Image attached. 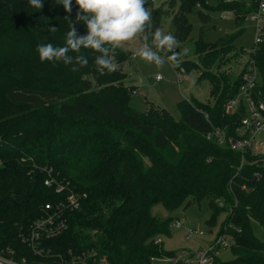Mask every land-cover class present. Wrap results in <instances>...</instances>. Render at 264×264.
Wrapping results in <instances>:
<instances>
[{
  "label": "trees",
  "instance_id": "obj_1",
  "mask_svg": "<svg viewBox=\"0 0 264 264\" xmlns=\"http://www.w3.org/2000/svg\"><path fill=\"white\" fill-rule=\"evenodd\" d=\"M152 1L145 6L152 7ZM259 1L170 0L173 36L179 43L191 35L189 17L194 13L208 25L209 13L232 12L236 27L234 35L215 43L205 41L206 29L201 28L194 43L199 66L177 53L180 66L174 68L200 71L198 81L210 82L215 104L182 101V119L176 120L152 103L144 113L130 106L134 89L124 83L121 65L131 54L121 49L115 52L116 71L102 75L95 66L98 85L88 92L80 76H56L58 66L72 69L75 63L41 62L37 46L58 19H76V3L67 15L56 0H44L40 11L29 0H0V92L5 98L0 109V253L31 264L73 257L86 264H160L152 259L177 253L156 244L170 235L173 218L156 216L154 208L173 212L184 203L187 209L208 200V225L213 228L226 212L217 237L235 241L234 259L222 262L216 256L214 264H264V241L253 229L254 221L264 227V169L208 140L216 128L233 136L239 127L243 113L230 114L226 105L237 96L242 79L225 68L239 58L231 53ZM168 15L161 7L155 10L153 32ZM69 23H64L57 47L65 46ZM75 28L78 35L87 34L84 23ZM250 57L264 93V43ZM57 185L65 191L57 193ZM71 194L81 198V207L62 213L67 229L46 241L49 253L36 257L26 243L31 228L45 216V205L65 203Z\"/></svg>",
  "mask_w": 264,
  "mask_h": 264
},
{
  "label": "rangeland",
  "instance_id": "obj_2",
  "mask_svg": "<svg viewBox=\"0 0 264 264\" xmlns=\"http://www.w3.org/2000/svg\"><path fill=\"white\" fill-rule=\"evenodd\" d=\"M229 1V0H227ZM235 1V0H230ZM170 0H153L152 7H149L152 15L158 8H163L164 11L170 13L162 19L160 30L164 34L174 33L172 11L169 7ZM75 0H72V6ZM212 3V1H210ZM200 6L198 5L197 8ZM196 8V9H197ZM205 12V11H204ZM207 13V12H205ZM211 22L208 25H203L197 13L190 15V22L193 25L191 35L184 43H179L178 47L174 49L176 53H180L186 59L200 65L198 56L195 54L196 41L200 38L201 28L205 26L206 34L205 41L207 43H215L223 36L234 35L236 33L234 14H228L225 11H215L209 13ZM67 15H72V13ZM63 18L58 19L53 28L55 31L49 32V37L42 43H51L56 46L63 35L64 23L67 21ZM246 32L236 40L235 48L231 54L239 53V58L232 60L225 68L233 78L239 77L241 71L249 60V55L253 50L256 42V32L254 25L246 21L244 24ZM143 40H137L132 44H125L119 48L127 53H130L129 59H125L122 66V72L126 74L124 83L127 87L133 88L134 93L130 99V106L138 112L144 113L150 109V103L167 109L176 120L182 119V114L179 109V103L182 101H192L193 99L199 102L214 105L215 100L211 97V84L208 80L198 81L199 72L197 70L187 73L186 70H176L165 56V63L163 66H157L153 63L147 62L140 58L139 48L142 46ZM243 53H242V52ZM81 52L87 57L88 64L86 66L76 65L78 71L67 69L58 66L56 69V76L59 79L66 77L68 74L74 77L80 76V79L87 81L83 87L89 89H96L97 85L94 81L93 74L96 70L95 57L99 53L91 49H82ZM161 55L164 56V54ZM171 54V53H170ZM78 55L73 53V57ZM116 62V61H115ZM75 63V62H74ZM231 68V69H229ZM186 71V72H185ZM40 72V71H37ZM178 72L184 73V82L178 80ZM161 77L160 80L158 78ZM2 103V104H1ZM5 98L3 92H0V109L3 108ZM3 111H0V113ZM1 118V117H0ZM182 206L173 212L167 211L163 206L158 205L154 208V214L163 219L173 218L170 235L163 236V247L165 251L172 253H181L183 251H190L193 253H200L208 251L209 247L216 241V238L221 229V225L227 218V213L223 212L216 220V225L212 228L208 225V220L211 218L212 211L208 200H203L201 203L190 205L187 209ZM177 221L183 222L185 227L182 229L176 228ZM253 229L255 235L264 241V227L258 222H253ZM194 230L189 239V231ZM197 231V233H196ZM203 234V235H202ZM232 239V238H231ZM234 246H235V241ZM233 248V247H232ZM217 258L222 262H229L234 259V254L231 248L222 249L217 254Z\"/></svg>",
  "mask_w": 264,
  "mask_h": 264
},
{
  "label": "built area",
  "instance_id": "obj_3",
  "mask_svg": "<svg viewBox=\"0 0 264 264\" xmlns=\"http://www.w3.org/2000/svg\"><path fill=\"white\" fill-rule=\"evenodd\" d=\"M230 1V0H229ZM233 14L232 12H227ZM247 21L255 27L256 42L253 50L264 43V0L258 3L257 11L248 17ZM251 54V53H250ZM249 60L241 71L239 77L242 79L237 96L231 99L227 105V112L230 114L243 113L239 127L232 136L227 130L216 128L208 135V140L217 145L230 148L242 155V161L249 162L248 157L254 159L253 165L264 169V93L262 87V77L255 62L249 55ZM184 73L178 72V80L184 81ZM161 77L158 78L160 80ZM46 186H52V180L45 182ZM65 187L57 185L56 192L61 194ZM85 198V196H83ZM81 198L71 194L64 203L53 206L47 204L44 206L45 216L34 223L26 243L33 250L36 257H41L46 251L44 244L50 239H54L67 229L66 222L62 219V213L66 210H78L81 207ZM185 227L183 222L177 221L176 228ZM194 230L189 231L187 239L191 237ZM197 233V231H196ZM203 235V234H202ZM162 237L156 240V244H162ZM234 246L233 239L229 236L217 237L216 241L209 247L208 251L193 253L183 251L171 257L153 258L152 261L160 264H214V258L220 250L229 249ZM31 264L25 258L16 260L12 255L0 253V264ZM38 264V263H34ZM41 264H86V261L80 257H73L70 261L60 259L58 262Z\"/></svg>",
  "mask_w": 264,
  "mask_h": 264
},
{
  "label": "clouds",
  "instance_id": "obj_4",
  "mask_svg": "<svg viewBox=\"0 0 264 264\" xmlns=\"http://www.w3.org/2000/svg\"><path fill=\"white\" fill-rule=\"evenodd\" d=\"M43 3L44 0H29L30 6L37 11L43 8ZM75 3L79 9L76 19L65 17L70 22L65 46L39 44L37 52L41 62H52L53 66L57 62H63L65 65H73L75 62L81 67L86 66L88 59L81 50L91 49L99 53L95 57V64L103 75L117 70L118 65L114 60L116 49L143 40L139 48L140 58L157 66H163L166 56L167 61L173 66H180V57L174 51L179 42L172 34H164L159 28L152 31V13L145 6L147 0H75ZM56 4L63 5L65 12L71 13L72 0H56ZM77 23L86 25V35H78L75 28ZM50 30L55 31L56 28ZM69 53L78 55L73 57ZM72 70L78 71L79 68L73 67ZM21 264H24L23 260Z\"/></svg>",
  "mask_w": 264,
  "mask_h": 264
},
{
  "label": "water",
  "instance_id": "obj_5",
  "mask_svg": "<svg viewBox=\"0 0 264 264\" xmlns=\"http://www.w3.org/2000/svg\"><path fill=\"white\" fill-rule=\"evenodd\" d=\"M190 203H191V202H188V204H187V205H190Z\"/></svg>",
  "mask_w": 264,
  "mask_h": 264
},
{
  "label": "crops",
  "instance_id": "obj_6",
  "mask_svg": "<svg viewBox=\"0 0 264 264\" xmlns=\"http://www.w3.org/2000/svg\"><path fill=\"white\" fill-rule=\"evenodd\" d=\"M185 81V80H184ZM184 81H181V82H184Z\"/></svg>",
  "mask_w": 264,
  "mask_h": 264
}]
</instances>
